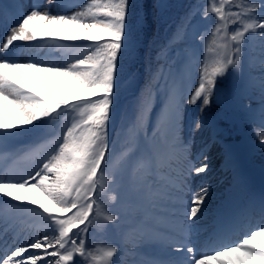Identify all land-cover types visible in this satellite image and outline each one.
<instances>
[{
    "label": "snow or ice",
    "instance_id": "obj_1",
    "mask_svg": "<svg viewBox=\"0 0 264 264\" xmlns=\"http://www.w3.org/2000/svg\"><path fill=\"white\" fill-rule=\"evenodd\" d=\"M129 6L130 0H85L68 15L33 5L9 20L10 6L0 2V21L6 27L0 34V153L30 160L24 169L0 167V210H15L0 211V240L9 232L16 234L0 247V264H118L121 246L106 234L120 223L113 208L125 181L131 207L142 216L137 225L142 232L133 247L152 243L166 257L135 264H264V197L255 225L241 215L217 218L208 245L211 255L190 243L208 195L206 185L195 191L192 180L208 171L210 145L194 155L180 136L185 103H199L194 130L207 121L213 143H223L221 125L243 109L249 120L258 117L255 132L264 149V0H196L189 7L157 52L158 67L149 70L134 119L117 133L124 140L116 152L110 125L118 74L122 59L134 56L138 42L128 23ZM200 21L208 22L207 27ZM60 40L88 43L62 45ZM17 41L54 47L64 56L14 62L11 50ZM181 43L185 47L176 48ZM197 45L203 48L202 61ZM256 48L258 56L252 55ZM180 61V69L174 70ZM194 64H199L198 83L186 98L183 85ZM230 71L233 81L218 89V80ZM21 77L42 90L26 86ZM256 95L258 109L252 107ZM213 99L219 110L206 118L202 114ZM156 102L161 107L149 136L146 126ZM43 126L60 129L55 139L46 141V151L30 149L23 157L4 152L11 135ZM26 214L36 223L18 231L17 220ZM20 231L27 232L23 240ZM90 231L100 238L89 241ZM232 234L242 239L229 241Z\"/></svg>",
    "mask_w": 264,
    "mask_h": 264
},
{
    "label": "rangeland",
    "instance_id": "obj_2",
    "mask_svg": "<svg viewBox=\"0 0 264 264\" xmlns=\"http://www.w3.org/2000/svg\"><path fill=\"white\" fill-rule=\"evenodd\" d=\"M33 1L34 0H28V5L20 9V11H16L15 9H12L10 14H13L15 16L17 12L26 13L27 11L31 9L33 5H39L37 2H33ZM61 3L58 4L57 6H53V4L50 5L49 3H46L43 5H40V10L43 11L44 8H49V11L51 14L71 15L73 12L79 11L84 5V2L83 3L77 2V0H67ZM31 4L33 5L31 6ZM17 5L21 6V1H18ZM11 8H12V5H11ZM10 14H8V16L6 17L7 19L10 18ZM5 31H6L5 23L0 21V34H3ZM28 47L29 45H22V48H20L21 50H16V49L12 50V53L15 54L14 62L27 63V62L33 61L34 59L43 60V58H45V57H40L39 55H35V57H33L31 52L27 51ZM199 49H200V58L202 61L204 52L201 46H199ZM50 56L55 57L56 52L53 50H50L47 57H50ZM198 78H199V64H194L192 66V69H190L189 80L185 81V84L183 85L188 92V96L186 98H190L191 93L194 92L195 87L197 86V83H198ZM21 82L25 83L26 86L35 88L36 90H42V88L38 84H33L30 81L23 79L22 77H21ZM221 83L222 81L218 80L217 86ZM189 84L191 85L190 88L188 87ZM214 100L215 99H213V103L202 114L204 117L207 118L210 115L214 114V112L219 110L218 107H216V104H215L216 102ZM198 114H200L199 103H197L196 105L185 103L183 112H182L180 136L183 140L189 143L191 152L194 155L197 152H199L205 145H210L207 148V155L209 156L208 171L204 174H201L200 176H194L192 180V187L195 191H199L200 187L204 185L208 187V195L206 197L204 205L202 206V212L199 214V215H202V214L208 213L209 211L213 213L215 209L218 207V205H220V201H224L226 199H235L237 201L240 199V195L242 193H245L251 184L250 183L251 179L248 176L249 175L248 173H252V168H256V169L264 168V149L260 147L259 139L257 138L256 132H255V129L259 127L258 118L255 121H251L249 120V118L246 119L245 125H244L246 129L245 136L249 138L251 142L253 143V146H252L253 151L251 153V157L249 156L246 159L248 171L247 172L243 171L244 174L238 173L236 164L233 161V153L228 150L226 151L224 140H228L231 138H237L240 135L239 130L237 129L232 130V128H230L227 132L221 135V139L223 140V143H213L212 142V130L209 128L207 121L205 122V125L202 128H200L199 130H194L195 119ZM235 121H238V120L235 119ZM223 124H226V123H223ZM227 124L229 123L227 122ZM231 125L235 126L234 123ZM26 128H30V127H26ZM54 129L57 132L60 131L58 127H55ZM29 135L30 133L27 130L26 132H23L21 134V137L27 138L29 137ZM48 139H50V137ZM43 144L44 143H40L39 145L38 143L34 145L35 149H39L40 152L46 151L47 147L45 148ZM31 148H33V146ZM31 148H29L28 150H30ZM117 150L118 149H116L115 151L117 152ZM260 150H262V152L258 154ZM4 152H7V151H4ZM24 153H19V155L23 157ZM257 160H259L262 166H258V164L257 165L255 164V161ZM25 162H26L25 168H27L30 164V160L26 159ZM8 164H11V166H15L16 168H18L16 164L12 161V159L2 160L0 163V167H6ZM164 171H166V169ZM239 189H241V192H240L241 194L236 196ZM35 196L37 199L41 198L38 193L35 194ZM128 199L126 200L125 203L131 204L132 202L131 198L129 201ZM188 199L190 200L191 197H188ZM27 207L37 208L38 206L27 205ZM13 210L14 209H7L4 211H8V213L13 214L15 211ZM23 216H27L28 221L31 218L32 220H34V222H36V219L31 217L30 214H26ZM198 224H200V220L197 221V225ZM120 228L121 229L118 232L120 239L123 241L125 246L130 247L131 249L132 248L134 249L133 242H136L139 239L142 229L139 227L133 226L132 224H129V223L127 224L125 223L123 226H120ZM203 233L204 231L201 230L199 232V235H202ZM125 241H127V243H125ZM199 242L200 241H198V243ZM137 245H139V243ZM147 248L150 250L157 249L155 248V244H152V243H149ZM128 255L131 259L127 257ZM140 260H141L140 257H138V255L131 250L129 252H122L120 254V258L117 261H118V264L119 262H123V264H135V262H138Z\"/></svg>",
    "mask_w": 264,
    "mask_h": 264
},
{
    "label": "trees",
    "instance_id": "obj_3",
    "mask_svg": "<svg viewBox=\"0 0 264 264\" xmlns=\"http://www.w3.org/2000/svg\"><path fill=\"white\" fill-rule=\"evenodd\" d=\"M195 2L196 0H130L128 23L134 28L138 42L134 56L125 57L121 61L118 97H138L149 77V70L154 71L156 55L161 45L176 31L181 18Z\"/></svg>",
    "mask_w": 264,
    "mask_h": 264
}]
</instances>
